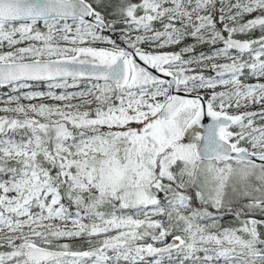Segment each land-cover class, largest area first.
<instances>
[{"label":"snow or ice","instance_id":"6c2138e0","mask_svg":"<svg viewBox=\"0 0 264 264\" xmlns=\"http://www.w3.org/2000/svg\"><path fill=\"white\" fill-rule=\"evenodd\" d=\"M0 264H264V0H0Z\"/></svg>","mask_w":264,"mask_h":264}]
</instances>
